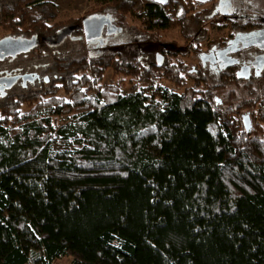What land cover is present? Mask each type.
Returning a JSON list of instances; mask_svg holds the SVG:
<instances>
[{"label": "trees", "instance_id": "obj_1", "mask_svg": "<svg viewBox=\"0 0 264 264\" xmlns=\"http://www.w3.org/2000/svg\"><path fill=\"white\" fill-rule=\"evenodd\" d=\"M94 1L110 8L81 23H108L111 9L151 38L201 25L187 49L195 64L162 47L159 64L145 59L141 36L126 55L115 21L111 35L84 41L90 52L63 40L73 26L46 22L48 0H0V29L35 40L23 63L45 78L0 100V264H264V79L199 60L209 27L235 23L211 24L219 16L194 0ZM107 70L118 79L103 88ZM57 139L74 146L51 153Z\"/></svg>", "mask_w": 264, "mask_h": 264}, {"label": "flooded vegetation", "instance_id": "obj_2", "mask_svg": "<svg viewBox=\"0 0 264 264\" xmlns=\"http://www.w3.org/2000/svg\"><path fill=\"white\" fill-rule=\"evenodd\" d=\"M194 1L198 8L208 5L207 8L202 9L207 11L204 14L205 17L213 19L219 16L216 20L211 21V24H222L225 20H227L225 22L226 25L235 23V27L232 30L227 29V26L222 30L224 34L219 37V40L223 44L219 45L220 43L212 42L207 52L200 54L199 60L203 67L215 72L230 68L236 78L242 81L253 82L257 78L264 79V6L257 10L255 7L260 4L257 3L258 0ZM179 11L181 12V9ZM179 11L177 12L179 13ZM91 16L95 15H90L89 17ZM106 23L105 21L99 38L88 40L84 32L82 36L72 32L69 35H64L63 40L70 44L76 39L82 40L83 38V41L93 44L107 34H103L104 27H107L108 24ZM200 27L202 26L200 25ZM200 27L198 26V33L200 32ZM80 29L81 31L83 30L82 23ZM107 29L110 30L109 27ZM209 30L215 31L211 26ZM110 32L112 31L110 30ZM3 38L10 39L11 43L32 41L34 44L35 42L34 39H26L19 33H5L0 36V40ZM33 44L27 50H21L9 55H5L8 50H5V52L0 50V100L27 88L29 85L34 86L40 83V79H45L39 75L38 64L33 63L31 65L32 69L29 66H24V58L31 57L37 51V49H33ZM257 65H262V69L259 70Z\"/></svg>", "mask_w": 264, "mask_h": 264}, {"label": "rangeland", "instance_id": "obj_3", "mask_svg": "<svg viewBox=\"0 0 264 264\" xmlns=\"http://www.w3.org/2000/svg\"><path fill=\"white\" fill-rule=\"evenodd\" d=\"M48 2L50 4H52V6L54 7V12L55 13L57 12V13L55 14L53 12L54 15H52L53 13H50L47 11L46 12L47 13L46 22L49 25H52L55 22L68 23V24H70L69 26H71V27L73 26L72 28H74L73 34H79L80 33L81 20L85 17L86 14H90L92 12L99 13L103 8H105L107 6L109 7V5L105 6L102 4L95 3L94 0H48ZM257 3L258 4L260 3L257 7H255L257 10L260 9L261 6H264V0H258ZM207 6L208 5H204L200 8H198V11H202V9L207 8ZM131 8H133V7H131ZM135 10H136V8H135ZM105 13L108 14L109 16H111L110 18L107 17L108 18V26L111 23V26H109V28L111 27V30H113L112 28H114L115 22L119 23V25L121 27L120 34L122 36L123 35L125 36L122 39L123 40L122 42H125L124 44H128L129 40L131 41L132 38H134L135 36H137V37L141 36L139 38V42H142L141 41L142 38H146L147 40H150L151 44H147V46H145V49L141 51L142 52L141 54H143L145 59L154 60V58L158 54L157 53L158 49L160 47H162L166 50L169 49L172 53H175V52L178 54L187 53L188 56L183 58L185 64L186 63L195 64L194 60L190 56L187 49H188V45H189L190 41L192 40V38H194L192 36H196L195 37L196 39L200 37L201 32L198 33V28L196 26L194 27V26L190 25L189 23L185 24L183 26L184 27L183 29H181L179 26H175V27L173 26L170 29H167L166 31H161L160 33H158L156 35H152V38H151V37H149L150 36L149 33L147 34L146 32L143 31V26H142L141 22L137 21L133 17V15L127 14L125 17H121L118 14L114 15L113 10H111V9H105L104 14ZM104 28L105 29L103 30V34L107 33V35H111V32L106 27H104ZM5 33H8V32L0 29V36H2V34H5ZM223 34H224L223 31L221 33H219V32H215L214 30H211V31L208 30V32H206V37L201 39L203 41L201 43H203V44L199 43V46L204 47L206 44V46L204 47V49H206L207 45L210 42H214L216 40H219V37H221ZM184 35L185 36L187 35L188 37L185 38ZM110 37H111V39H110L109 43L118 42V40L115 37H112V36H110ZM137 37H135V38L137 39ZM125 38H128V40H127L128 42L125 40ZM87 44L90 45L89 42ZM73 45H75V46H82V45L86 46V44L84 43L83 40H77V39L73 41ZM88 45L86 47L88 49H90V52H91L92 47L88 46ZM126 48H127V52L125 53L126 55L132 54V52L129 51L130 48H134V52H137V53L139 52L136 49L135 42L129 43ZM58 49H61V47H59ZM111 78L116 83L118 76L114 77L111 70H107L104 74L103 81L101 82V87L105 88L107 86V82L110 81ZM159 84L164 88H167L169 90H174V87L164 80L160 81ZM129 85L130 84L128 82H126V83L123 82L122 86H124V87L120 91L122 95H126L128 93ZM89 95H90V93L87 94V96H89ZM58 96H61V92L58 93ZM74 121H75V119L71 116L60 117V118L56 119V127H60V126H63L65 124H69V123H72ZM257 126L261 129L262 132H264V123L258 122ZM1 139H2V135L0 134V141H1ZM73 146H74V142L71 139H68L66 142H61L57 139L52 143L50 151H51V153L69 151L73 148ZM69 263H70V259L67 257H63L59 260L54 261L53 264H69Z\"/></svg>", "mask_w": 264, "mask_h": 264}, {"label": "water", "instance_id": "obj_4", "mask_svg": "<svg viewBox=\"0 0 264 264\" xmlns=\"http://www.w3.org/2000/svg\"><path fill=\"white\" fill-rule=\"evenodd\" d=\"M105 18L104 17H97V16H91L87 17L83 20L82 22V29L85 34L86 39L88 40H93L96 38H99L102 32L103 25L105 24ZM33 42H15L11 43L10 39L8 38H3L0 40V50H8L7 54L9 55L12 53H17L18 51L21 50H27L29 46H31ZM156 56V60H157ZM160 61L157 60V64H159ZM258 69H262V65H257ZM242 122L244 125V128L248 130V117L244 116L242 118Z\"/></svg>", "mask_w": 264, "mask_h": 264}]
</instances>
